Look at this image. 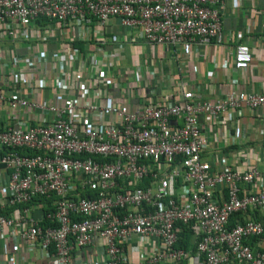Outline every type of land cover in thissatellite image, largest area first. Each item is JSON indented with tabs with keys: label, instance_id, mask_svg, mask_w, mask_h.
<instances>
[{
	"label": "built area",
	"instance_id": "obj_1",
	"mask_svg": "<svg viewBox=\"0 0 264 264\" xmlns=\"http://www.w3.org/2000/svg\"><path fill=\"white\" fill-rule=\"evenodd\" d=\"M222 2L0 0V264H264V171L206 160L200 128L264 92L181 85L129 110L109 94L110 19L185 58L221 42ZM249 64L238 42L228 70Z\"/></svg>",
	"mask_w": 264,
	"mask_h": 264
},
{
	"label": "crops",
	"instance_id": "obj_2",
	"mask_svg": "<svg viewBox=\"0 0 264 264\" xmlns=\"http://www.w3.org/2000/svg\"><path fill=\"white\" fill-rule=\"evenodd\" d=\"M104 34L103 48L117 69L110 100L127 110L141 97L154 102L176 96L181 85L200 91L202 98L211 102L223 99L231 91L264 92V0H223L221 42L194 46L185 58L179 52L175 58L167 47L144 42L136 30L121 26L116 18L107 22ZM44 36L46 40H60L53 33L46 32ZM238 42L248 47L250 64L245 71L233 74L228 67ZM200 128L208 141L206 160L212 161L215 154L226 155V163L233 170L244 171L252 165L264 171V108L254 112L241 109L231 126L222 121L213 127L201 119Z\"/></svg>",
	"mask_w": 264,
	"mask_h": 264
},
{
	"label": "trees",
	"instance_id": "obj_3",
	"mask_svg": "<svg viewBox=\"0 0 264 264\" xmlns=\"http://www.w3.org/2000/svg\"><path fill=\"white\" fill-rule=\"evenodd\" d=\"M37 23H40V21H37ZM74 46H77V47L79 48L80 45H79V44H74ZM42 226H43V227L47 226V223H46V222H43V223H42ZM184 238H188V235L185 234V235H184Z\"/></svg>",
	"mask_w": 264,
	"mask_h": 264
},
{
	"label": "rangeland",
	"instance_id": "obj_4",
	"mask_svg": "<svg viewBox=\"0 0 264 264\" xmlns=\"http://www.w3.org/2000/svg\"><path fill=\"white\" fill-rule=\"evenodd\" d=\"M36 101V100H35Z\"/></svg>",
	"mask_w": 264,
	"mask_h": 264
}]
</instances>
